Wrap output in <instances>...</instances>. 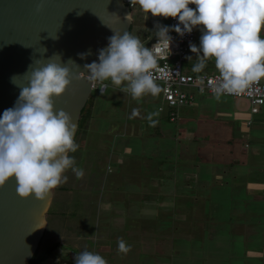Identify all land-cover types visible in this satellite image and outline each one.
<instances>
[{
    "label": "crops",
    "instance_id": "0c3cea01",
    "mask_svg": "<svg viewBox=\"0 0 264 264\" xmlns=\"http://www.w3.org/2000/svg\"><path fill=\"white\" fill-rule=\"evenodd\" d=\"M132 11L130 33L147 47L156 38L157 24L170 25L169 18L152 15L146 21L140 6ZM195 30L199 46L202 33ZM189 57L186 73H217L213 60L201 73L193 72L196 54ZM155 82L160 88L156 96L133 99L121 91L123 85L105 82L99 101L94 99L87 126L77 134L79 147L92 144L104 151V164L97 167L102 183L87 205L89 215L109 232H132L122 238L131 246L122 255L128 264H264V105L253 112L248 99H216L187 88L195 101L172 121L168 107L159 109L163 84ZM133 109L139 114L132 116ZM77 189L76 184L60 185L53 202L58 193ZM65 215L53 213L52 224L48 219L40 247H55L54 253L68 258L52 257V252L43 264H72L78 250L69 245L81 249L89 237L69 232L65 225L70 224L61 219ZM49 238L53 246L45 244Z\"/></svg>",
    "mask_w": 264,
    "mask_h": 264
},
{
    "label": "clouds",
    "instance_id": "9594fccd",
    "mask_svg": "<svg viewBox=\"0 0 264 264\" xmlns=\"http://www.w3.org/2000/svg\"><path fill=\"white\" fill-rule=\"evenodd\" d=\"M136 2L154 17H171L178 22L157 24L153 33L156 43L151 47L130 32L113 30L107 47L99 50L98 62L85 64L83 71L72 60L62 62L58 54L54 56L59 57L60 63L50 62L32 70L14 106L0 115V187L14 179L21 198L35 196L45 201L54 189L67 183L65 173L69 170L77 179L83 178V170L70 155L79 148L75 142L78 124L71 114L55 108V98L64 94L74 79H81V73L91 84L111 81L113 85H123L121 91L133 99L147 94L156 96L160 88L152 70L159 59L165 58L162 53H167V59L172 54L171 32L182 38L194 29L201 31L199 46L189 44L197 58L192 71L201 73L207 61H214L218 75L208 81L207 87L216 99L240 94L264 78V0ZM129 17L125 19L131 21ZM89 54L79 55L84 59ZM69 62L76 66V73L67 66ZM16 79L12 78L14 84ZM200 92H204V87ZM138 114V109L132 110V116ZM148 118L151 120V116ZM118 251L127 254L131 246L120 239ZM75 264H107V261L98 253L84 250L76 255Z\"/></svg>",
    "mask_w": 264,
    "mask_h": 264
},
{
    "label": "water",
    "instance_id": "95a60500",
    "mask_svg": "<svg viewBox=\"0 0 264 264\" xmlns=\"http://www.w3.org/2000/svg\"><path fill=\"white\" fill-rule=\"evenodd\" d=\"M127 1L0 0V115L14 106L32 70L72 60L83 71L85 64L98 62L99 50L107 47L113 30L131 31L133 11ZM81 53L90 54L81 59ZM67 66L77 72L71 62ZM93 90V83L81 73V79H74L55 98V108L71 114L78 124L75 139ZM56 189L39 201L35 196L21 198L14 179L0 187V264L31 262L45 234Z\"/></svg>",
    "mask_w": 264,
    "mask_h": 264
},
{
    "label": "rangeland",
    "instance_id": "374dc122",
    "mask_svg": "<svg viewBox=\"0 0 264 264\" xmlns=\"http://www.w3.org/2000/svg\"><path fill=\"white\" fill-rule=\"evenodd\" d=\"M142 15L144 16L146 21L151 16L150 13L148 14L144 11L142 12ZM134 18L135 20L139 21L138 13L134 15ZM143 26L144 28H142V30H146L145 24H143ZM105 82L108 85L111 84V81H105ZM99 91L100 90L98 88H94L93 90V98L96 99V101H99L100 99ZM109 92H110V89H108L107 93ZM244 99H247V98H244ZM79 139L80 137L78 138V136H76L75 142L78 144L79 143L81 144V140L78 141ZM109 151L110 150L108 149L106 152H109ZM103 153L100 152V150L97 149V147H94L92 146V144H89L87 146L84 145L83 147L82 146L79 147L75 153L70 154L75 158L76 166L83 170L84 176L81 179H77L75 174L72 173L71 170L65 173L68 177V181L67 183H64V184L70 185V186L76 184L79 186V189H77V191L74 192V194L73 193L72 194L58 193L51 207V210H50L51 214L49 215L48 219H49L50 224H52L53 221L56 219L53 216V213L55 214V212L57 211L66 212L67 215H65V217L61 219L67 221L70 225L69 226L68 224L65 225V228L69 232H72L70 230H73L75 237L77 235H82V234L83 236L86 235L87 237L88 236L90 237V238L88 237L89 239L87 238V240L82 243L81 249L76 247L77 243H71L69 246L72 251L78 250L79 252H82L84 250H87V251L94 252V250L96 249L95 253H98L103 258H105L107 261V264H118V263H121L122 261L128 264V262H125L126 260L122 258V255L124 253H121L117 249H114L112 247L113 245L114 247L118 246V241L124 238V236L127 237L129 233H126L123 236L120 232H114V233L109 232V230L107 231L106 226L102 222H100V220H98V224L96 226L95 218L89 215L91 214V211H89L91 209L87 205L89 204V202H92L91 197L95 195V193H97L98 188L96 187H100L102 183L100 174H103V172L100 171L97 167L101 166V164H104V163H100V161L102 160L104 161ZM105 159H106V155H105ZM90 207L92 209H95L92 205ZM97 219L99 218L97 217ZM48 231H47V235H48ZM112 237L114 238V242L110 240V238ZM132 237L137 239V235H132ZM107 238L109 240H107ZM126 239H125L126 245L128 244L130 245V243H127ZM45 244L53 246V242H50V238L48 239V242L45 241ZM54 255H57V257H60V258H61V255L64 258H68L66 253L58 254L57 251L52 255V257ZM139 257H140V253H139ZM53 263L54 261L49 262L48 264H53ZM55 263L57 264V262Z\"/></svg>",
    "mask_w": 264,
    "mask_h": 264
},
{
    "label": "built area",
    "instance_id": "2783aa9c",
    "mask_svg": "<svg viewBox=\"0 0 264 264\" xmlns=\"http://www.w3.org/2000/svg\"><path fill=\"white\" fill-rule=\"evenodd\" d=\"M127 3L131 9L139 6L136 0H128ZM195 8V5H190ZM170 25H175L178 21L169 17ZM174 38L172 46V54L167 59V53H162L165 58L157 61L156 67L152 70L155 81L163 84V101L164 103L159 107L164 110L169 108V117L172 121L177 120L179 116V109L192 104L195 101V94L187 90V88H196L200 91L204 87L203 93L212 94L208 87V81L214 80L218 73H201L198 75L188 74L184 71V62L190 54L189 44H196L197 33L194 29L191 34H185L180 37L175 32L170 33ZM156 43V38L151 42L150 47ZM94 88L105 91L107 84L99 82L93 83ZM228 96L236 98H247L251 105L252 111L258 112L259 108L264 105V79L252 83L245 91L240 94H227ZM79 252H73L71 255L72 264H75L76 255Z\"/></svg>",
    "mask_w": 264,
    "mask_h": 264
},
{
    "label": "trees",
    "instance_id": "16d2710c",
    "mask_svg": "<svg viewBox=\"0 0 264 264\" xmlns=\"http://www.w3.org/2000/svg\"><path fill=\"white\" fill-rule=\"evenodd\" d=\"M93 106H94V98L93 96H91L90 100L88 101L85 108L83 109L82 119L80 121L78 133L84 130V128L87 126L89 118L92 115ZM54 248L55 247H51L43 251L41 247L39 246L36 254L34 255V257L32 258L29 264H43L44 261L48 258V256L53 252Z\"/></svg>",
    "mask_w": 264,
    "mask_h": 264
}]
</instances>
